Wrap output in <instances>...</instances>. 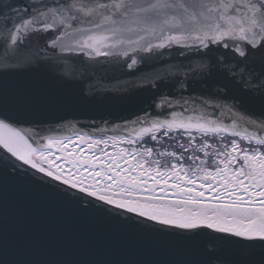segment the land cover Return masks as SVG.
Masks as SVG:
<instances>
[{
    "label": "snow or ice",
    "instance_id": "6c2138e0",
    "mask_svg": "<svg viewBox=\"0 0 264 264\" xmlns=\"http://www.w3.org/2000/svg\"><path fill=\"white\" fill-rule=\"evenodd\" d=\"M0 49V147L22 162L0 169V209L11 181L41 180L74 214L21 191L23 254L10 257L0 235V264H153L96 259L75 246L32 257L31 232L99 239L76 226L84 220L198 254L167 264H264V0H0ZM173 49L176 62L161 64ZM125 68L144 73L133 87L152 92V107L172 109L137 135L163 131L179 153L136 147L132 133L95 139L60 115L91 103L72 87L85 73ZM87 87L90 96L95 85ZM209 109H227L232 123ZM110 144L133 147L108 152ZM165 155L175 162L161 167Z\"/></svg>",
    "mask_w": 264,
    "mask_h": 264
},
{
    "label": "water",
    "instance_id": "95a60500",
    "mask_svg": "<svg viewBox=\"0 0 264 264\" xmlns=\"http://www.w3.org/2000/svg\"><path fill=\"white\" fill-rule=\"evenodd\" d=\"M0 56H2V49H0ZM167 56L162 57L166 58ZM142 76L143 74L96 75L93 77L85 73L80 81L72 84V87L91 103L73 111L60 113V115H64L67 120L75 124L77 131L85 130L93 136L98 134L97 129H113L117 125L136 122L137 118L144 120L145 117L159 114L162 111L151 106L152 92L147 88L133 87V84ZM14 79L24 80L26 77ZM88 84L95 85L90 96L87 95ZM208 111L211 114L210 118L219 119L229 125L232 123L231 114L227 109H209ZM161 118H166V115H162ZM18 127L29 130L32 125L31 123H21ZM68 133H72V130L65 129L64 134ZM0 150L4 149L0 147ZM20 183L18 181L10 182L6 211L0 209V235L6 233L9 255L13 258L23 254L19 247V240L23 235L22 229L25 220L22 210L16 203V197L21 191L29 193L43 207L56 210L67 217L74 215L71 206L64 201L46 197ZM126 215L132 214L126 213ZM109 223L102 220L76 221L77 227L86 232L96 233L99 239H69L64 236L52 239L46 233L31 232L29 235L35 242L31 248V255L33 258H51L61 254L66 246L80 248L96 259L153 262V264H167L170 261L192 259L198 255L193 249L165 244L151 236L121 229Z\"/></svg>",
    "mask_w": 264,
    "mask_h": 264
},
{
    "label": "bare ground",
    "instance_id": "6f19581e",
    "mask_svg": "<svg viewBox=\"0 0 264 264\" xmlns=\"http://www.w3.org/2000/svg\"><path fill=\"white\" fill-rule=\"evenodd\" d=\"M165 55H168V56L166 58H163ZM165 55L163 57H161V61H160L161 64H164V63H175L176 62V58H175L176 57V50H172L171 54H165ZM143 67L144 66L141 65V68H143ZM137 74H144V73L143 72L133 73V72L129 71L127 68H125L123 71L110 70V71L105 72V73H98L97 75H137ZM134 124H136V122L117 125V126H114L113 129H111V128H109V129L100 128V129H97V131H99L98 134H94L93 133L94 134L93 137H95V139H99V138H97L99 134L100 135L108 134V135H112V136H114V135L124 136L125 132H127V131H129V130L134 128V126H135ZM105 129H107V130H105ZM249 130L252 131L254 129L249 128ZM82 132L87 133L88 131L83 130ZM65 135H72V133H68V134H65ZM105 137L106 136H104L101 139H106ZM236 139H238V138H236ZM77 150L83 151L85 155L88 154L87 150L82 148L78 141H77ZM5 157H8V160H5ZM13 162L16 163V164H21L22 163L20 161H16L15 158L11 157V155L9 153H7L5 150H0V169H2V167H3V165L5 163H13ZM21 170H26L27 174H29V175L31 173L35 172V170L31 169L27 165H22V169ZM36 176L40 177V176H43V174L42 173H36ZM49 179L50 178H48V177H44V180H49ZM16 181L21 182L20 184H22L24 186H27V188L29 187L30 189L38 191L42 195H44L46 197H49V196L46 195L47 186L44 185L43 181H41V180H36L35 183H32L30 180H23V179H18ZM52 183L53 184H58L59 182L58 181H53ZM60 187L64 188L66 186L65 185H60ZM70 191L76 192L77 190H70ZM78 195L84 196L86 194L78 193ZM87 199H91V200H93L95 202L94 198H92V197H87ZM107 207H111V206H107ZM113 211L120 212V211H123V210L113 209ZM132 215H134V214H132Z\"/></svg>",
    "mask_w": 264,
    "mask_h": 264
},
{
    "label": "rangeland",
    "instance_id": "374dc122",
    "mask_svg": "<svg viewBox=\"0 0 264 264\" xmlns=\"http://www.w3.org/2000/svg\"><path fill=\"white\" fill-rule=\"evenodd\" d=\"M176 110H179V109H176ZM171 111H172V109H169L166 112L162 111L159 114L157 113V114L148 116L146 122H145V120H140L141 124L140 123H136V124H134L135 126H134L133 129L125 132V134H124L125 139L129 138V133H132V138L136 141V144H135L136 147H145V148L146 147H151V148L154 149V152L176 151V152L179 153L180 149H179L176 141L171 139V138H169L168 136H165L163 131H159V132L155 133V135L157 136L156 140H152L151 139V136H152L151 133H145L142 136H138L137 135V130L139 128H141V127H147L148 124H150L153 119H170L171 118ZM162 115H166V118H161ZM171 135H176V133H173ZM104 136H106L105 138L107 139L108 137H110L112 135H108V134L100 135L99 134L97 138L101 139ZM114 136H118V135H114ZM93 138H95V137H93ZM231 139H233V137L226 136L225 137V142H228ZM241 143H242V146H243V145L246 144V141H241ZM121 147L130 149L131 147H133V145L117 144L115 146V149H113V147L110 144L105 150L108 151V152H111L113 150H119ZM97 151H99V149H97ZM184 155L186 156L187 153H184ZM160 161H161V167H168L171 163L175 162L171 157H168L166 155L160 157ZM184 164L187 166V165L191 164V161L185 160Z\"/></svg>",
    "mask_w": 264,
    "mask_h": 264
}]
</instances>
